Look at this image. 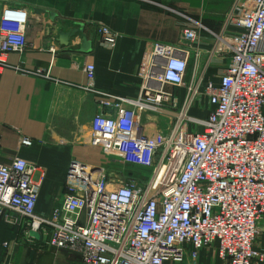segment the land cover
<instances>
[{
  "label": "built area",
  "instance_id": "obj_1",
  "mask_svg": "<svg viewBox=\"0 0 264 264\" xmlns=\"http://www.w3.org/2000/svg\"><path fill=\"white\" fill-rule=\"evenodd\" d=\"M228 21L238 31L220 37L231 62L218 84L187 83L185 51L159 41L140 97L101 99L117 112L97 113L84 141L149 171L147 177L112 176L104 165L74 160L62 204L44 216L37 211V166L17 156L0 164V221L26 219L30 235H49L52 246L84 264H199L215 243L222 264H264V250L254 248L264 219V0H241ZM28 22L26 9L2 11L0 73L10 53L26 50ZM99 32L101 45L113 49L118 34L108 25ZM196 33L185 29L183 38ZM84 70L85 88L95 91V63ZM164 83L183 86V95L164 90ZM204 96L213 107L208 117L192 116ZM144 109L170 116V130L143 133Z\"/></svg>",
  "mask_w": 264,
  "mask_h": 264
},
{
  "label": "crops",
  "instance_id": "obj_2",
  "mask_svg": "<svg viewBox=\"0 0 264 264\" xmlns=\"http://www.w3.org/2000/svg\"><path fill=\"white\" fill-rule=\"evenodd\" d=\"M240 4L241 0H0L1 11L13 7L29 13L27 48L10 53L9 65L0 73V164L21 156L37 166L33 180L39 186V214L50 216L62 204L74 160L107 169L135 166L112 159L101 148L85 142L84 136L97 113L117 112L101 99L140 97L144 70L156 42L183 48L188 60L187 83L218 84L231 62V54L219 49V40L237 33L228 17ZM101 25L118 34L113 49L101 45ZM73 28L82 32L72 36L68 44L62 43L60 32ZM185 29L196 30L195 37L184 39ZM82 35L90 42L87 51L82 50ZM88 61L96 66L95 91L85 88ZM153 83L161 86L159 81ZM162 86L180 96L185 90L171 83ZM201 101L191 115L205 119L213 107L207 96ZM140 120L145 134L167 132L173 121L150 109L141 112ZM26 138L32 140L31 145L22 143ZM114 175L136 177L124 176L122 171ZM27 230L26 219L21 225L0 221V243L9 242L8 246L0 244L1 264L20 263L26 251L22 244L29 239L61 250L49 243V235H30ZM217 247L215 243L203 250L199 264H222ZM254 248L264 250V219Z\"/></svg>",
  "mask_w": 264,
  "mask_h": 264
},
{
  "label": "rangeland",
  "instance_id": "obj_3",
  "mask_svg": "<svg viewBox=\"0 0 264 264\" xmlns=\"http://www.w3.org/2000/svg\"><path fill=\"white\" fill-rule=\"evenodd\" d=\"M205 101H203L204 103ZM202 101L200 102V104ZM108 168V167H106ZM111 168V169H110ZM114 168V169H113ZM108 173L118 174L122 171V175L129 176L135 175L141 179H144L148 176L149 171L137 167H133L131 165H126L124 167H110L106 169ZM134 171V172H133ZM37 240L29 239L27 244H22V249L26 251L22 254L23 257L20 263H12V264H84L79 255L75 253H71L64 250H55L52 247L46 246V243L38 244ZM55 250V251H54ZM34 260L32 261V259ZM33 262V263H32ZM1 264V263H0ZM172 264V263H169Z\"/></svg>",
  "mask_w": 264,
  "mask_h": 264
},
{
  "label": "water",
  "instance_id": "obj_4",
  "mask_svg": "<svg viewBox=\"0 0 264 264\" xmlns=\"http://www.w3.org/2000/svg\"><path fill=\"white\" fill-rule=\"evenodd\" d=\"M38 12H41V11H38ZM1 15H2V11L0 9V18H1ZM79 31L82 32V30L77 29V28L70 29L69 31H61L60 32V41L64 44H68L70 38L72 36H75ZM81 44H82V50L83 51H87L89 49L90 42L87 40L85 35H82V43Z\"/></svg>",
  "mask_w": 264,
  "mask_h": 264
}]
</instances>
